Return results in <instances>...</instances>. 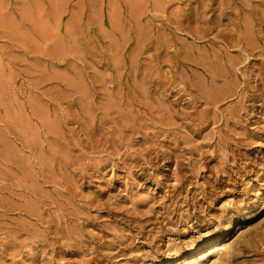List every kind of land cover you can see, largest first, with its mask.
Instances as JSON below:
<instances>
[{
	"label": "rangeland",
	"instance_id": "1",
	"mask_svg": "<svg viewBox=\"0 0 264 264\" xmlns=\"http://www.w3.org/2000/svg\"><path fill=\"white\" fill-rule=\"evenodd\" d=\"M262 9L0 0V264H264Z\"/></svg>",
	"mask_w": 264,
	"mask_h": 264
},
{
	"label": "bare ground",
	"instance_id": "2",
	"mask_svg": "<svg viewBox=\"0 0 264 264\" xmlns=\"http://www.w3.org/2000/svg\"><path fill=\"white\" fill-rule=\"evenodd\" d=\"M259 7V6H258ZM261 7V6H260ZM259 7V8H260ZM263 8V7H262ZM264 10V9H262ZM262 12V11H261ZM263 13V12H262ZM199 14V13H198ZM233 15V14H232ZM231 15V16H232ZM263 15V14H262ZM199 16V15H198ZM201 16V15H200ZM196 18V17H195ZM201 18V17H200ZM199 19V18H198ZM202 20V18H201ZM197 21V19H196ZM201 25V24H200ZM239 27H240V30L242 29V35H236L237 38L236 39H233L232 37H229L228 35H226L228 32L230 31H237L233 28H230L226 33H224V43L226 42V45L228 46H232V47H238L239 45V49L242 50L246 55H250V54H254V52H252V50L250 49H253V44L255 43L256 40H260L261 39V36L259 34H257L255 32V29H254V25L252 23H245V24H242L240 23L239 24ZM239 30V31H240ZM205 32V31H204ZM206 34V33H205ZM226 37V39H225ZM207 38V37H206ZM215 38V37H214ZM264 41V40H263ZM213 42V41H212ZM257 44V43H256ZM259 45V44H258ZM198 46V45H197ZM221 46V45H220ZM187 47V45H186ZM203 47V46H202ZM223 47V46H221ZM256 46H254L255 48ZM191 48V47H190ZM224 48V47H223ZM250 48V49H249ZM188 49V48H187ZM217 49V48H216ZM262 49V48H261ZM188 51V50H186ZM204 51V50H203ZM263 51V50H262ZM264 52V51H263ZM213 53V52H212ZM185 54V52H184ZM188 54V52H187ZM189 55V54H188ZM216 55V54H215ZM193 56V55H192ZM260 56V55H259ZM236 57V56H235ZM192 58V57H191ZM194 58V57H193ZM263 58V57H262ZM184 59V58H183ZM200 59V57H199ZM206 60V59H205ZM222 60V59H221ZM251 60V59H250ZM194 61V59H193ZM196 61V60H195ZM194 61V62H195ZM208 61V60H207ZM207 61H204L206 63V67L208 66L207 64H209ZM199 62V61H198ZM192 63V62H191ZM197 63V61H196ZM236 63V62H235ZM195 64V63H194ZM212 64V63H211ZM237 65V64H236ZM210 66V65H209ZM207 72V71H206ZM235 76V75H234ZM203 77V75L201 76ZM196 82V81H195ZM199 82H202L199 80ZM211 82V81H210ZM227 82V81H226ZM229 83V82H227ZM263 83V82H262ZM204 84V83H203ZM206 84V83H205ZM240 84V83H239ZM196 85V84H195ZM194 85V86H195ZM204 86V85H203ZM229 86V85H228ZM199 87V86H198ZM202 87V85H201ZM227 87V85L225 86ZM200 88V87H199ZM228 88V87H227ZM211 89V88H210ZM201 90V89H200ZM203 90V89H202ZM201 90V91H202ZM207 90V89H206ZM248 90V88L246 89ZM203 92V91H202ZM207 92V91H206ZM225 92V90H224ZM205 93V92H204ZM228 93V92H227ZM209 94V93H208ZM223 94V92H222ZM225 94V93H224ZM229 94V93H228ZM227 94V95H228ZM207 95V94H206ZM244 95V94H243ZM198 97V95H196ZM201 96V95H199ZM202 96H205V95H202ZM240 96V94H239ZM207 97V96H206ZM224 99L225 95L222 96ZM230 97V96H229ZM231 98V97H230ZM240 98V97H239ZM208 99V98H207ZM233 99V98H232ZM247 99V98H246ZM231 100V99H230ZM238 100V99H237ZM242 100V99H241ZM227 101V100H226ZM206 102V101H205ZM236 103V102H235ZM242 103V102H241ZM240 103V104H241ZM206 104V103H205ZM208 104V103H207ZM219 104V102H218ZM209 105V104H208ZM215 106V105H214ZM242 109V108H241ZM239 110V109H238ZM240 111V110H239ZM200 115V114H199ZM201 117V116H200ZM228 243V242H227ZM227 245V244H226ZM228 246V245H227ZM225 249V245L223 242L221 243H214V244H207L206 247H204V249H200L198 251H196L193 255H191L190 257H187L186 259H184L183 261H188L192 258H197L199 261H205L209 256L213 255V254H218V253H221L223 250ZM216 260H217V257H216ZM220 261V260H219ZM182 261L180 260H177L176 262L172 263V264H180ZM218 262V261H217ZM199 263V262H198Z\"/></svg>",
	"mask_w": 264,
	"mask_h": 264
}]
</instances>
